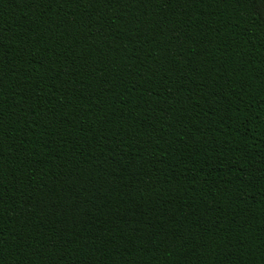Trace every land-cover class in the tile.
<instances>
[{
	"label": "trees",
	"instance_id": "16d2710c",
	"mask_svg": "<svg viewBox=\"0 0 264 264\" xmlns=\"http://www.w3.org/2000/svg\"><path fill=\"white\" fill-rule=\"evenodd\" d=\"M264 0H0V264H264Z\"/></svg>",
	"mask_w": 264,
	"mask_h": 264
},
{
	"label": "snow or ice",
	"instance_id": "6c2138e0",
	"mask_svg": "<svg viewBox=\"0 0 264 264\" xmlns=\"http://www.w3.org/2000/svg\"><path fill=\"white\" fill-rule=\"evenodd\" d=\"M260 11L262 14H264V5L261 6Z\"/></svg>",
	"mask_w": 264,
	"mask_h": 264
}]
</instances>
